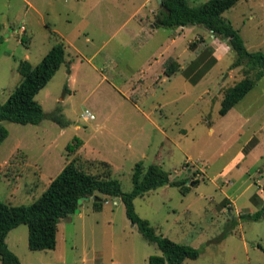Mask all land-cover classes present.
I'll use <instances>...</instances> for the list:
<instances>
[{
    "label": "rangeland",
    "instance_id": "1",
    "mask_svg": "<svg viewBox=\"0 0 264 264\" xmlns=\"http://www.w3.org/2000/svg\"><path fill=\"white\" fill-rule=\"evenodd\" d=\"M158 6L157 0H0V103L22 80L19 62L35 66L56 41L73 60L74 77L63 64L35 96L45 114L60 105L67 126L47 117L37 125L0 121L8 130L0 144V200L32 203L71 160L91 173H104L109 163L125 192L138 161L155 163L171 180L187 179L189 190H150L134 199L135 211L157 234L199 251L182 264H264L258 193L264 186V76L220 115L224 94L247 67H232L235 52L202 25L152 29ZM223 16L248 50L264 51V0H238ZM174 31L180 36L171 45ZM200 41L216 62L192 84L182 69L197 59ZM174 49L182 68L166 77L159 61ZM209 61L205 56L202 66ZM86 110L94 119L83 120ZM103 198L99 210L92 197L60 220L54 249H29L25 224L8 233V247L21 264H148L150 256L162 255L128 219L120 197ZM257 211V220L245 216Z\"/></svg>",
    "mask_w": 264,
    "mask_h": 264
},
{
    "label": "trees",
    "instance_id": "2",
    "mask_svg": "<svg viewBox=\"0 0 264 264\" xmlns=\"http://www.w3.org/2000/svg\"><path fill=\"white\" fill-rule=\"evenodd\" d=\"M237 2L238 0H207L202 4L191 5L189 0H161V7L158 8L154 21L156 26L171 28L202 25L216 37L225 40L235 52L236 58L232 67L240 65L247 67L246 76L224 94L219 108L220 115H225L233 108L255 86L256 81L264 76V51L248 50L239 31L223 16V13ZM193 44L191 42L189 47ZM212 53V48L206 46L204 41H200L195 49L197 59L182 69L185 79L196 84L216 62ZM207 55H210V61L202 66L201 61ZM63 64L69 72V62L62 41H56L35 66L27 59L21 60L17 70L22 80L6 101L0 103V121L37 125L47 117L62 127L67 126L68 121L64 118L60 105L45 114L35 98ZM180 70L179 62L172 56L161 64V72L167 77ZM251 71H254L252 77L249 76ZM7 135L8 130L0 124V144ZM75 149L72 146L69 151ZM104 163L108 165L104 173H91L75 160H71L32 203L14 206L0 200V263L21 264L6 242L8 233L20 224L27 225L29 249H54L60 220L74 212L79 206L77 201L82 196H96L97 200L94 201L96 210H99L105 201L104 196L120 197L128 219L148 242L154 243L162 252V255L150 256L148 264H182L186 259H197L199 251L196 248L157 234L150 222L140 217L134 207L136 197L165 185L179 186L183 192H187L189 190V185H186L187 179L171 180L169 172L161 165L155 163L146 165L143 161H138L131 175L132 188L125 192L119 180L111 176L109 163ZM245 216H252L257 220L261 216V211Z\"/></svg>",
    "mask_w": 264,
    "mask_h": 264
},
{
    "label": "crops",
    "instance_id": "3",
    "mask_svg": "<svg viewBox=\"0 0 264 264\" xmlns=\"http://www.w3.org/2000/svg\"><path fill=\"white\" fill-rule=\"evenodd\" d=\"M158 7H159V6H158ZM150 27H151L152 29H155L156 27H159V26H156L155 23H150ZM143 28H145L144 25H143ZM184 28H185V26H180V27L177 28V30H180V32H183V31H184ZM176 33H177L178 35H177ZM178 36H180L179 31H178V32L174 31V32H172L171 34L168 35V38H169V41H170L171 45L177 43ZM186 45H187V44H186V42H185L184 47H187ZM188 46H189V45H188ZM188 49H189V47H188ZM171 53H172L171 55H169V56H167V57H165L164 59H162V60L159 61L160 66H161L162 62H163L166 58H168V57H170V56L174 57V58L179 62V55H180L179 51H176V49H174V51H172ZM212 54H213V56H214V51H213ZM162 56H163V55H162ZM214 57H215V56H214ZM215 58H216V57H215ZM154 60L158 62V58H157V57H155ZM72 61H73L72 59H67V62H69V68H70V71L68 72V74H69V79H70V80L74 79V77H73V72H72V70H73ZM179 63H180V62H179ZM180 64H181V63H180ZM180 67L182 68V66H180ZM164 76H165V75H164ZM166 77H167V76H166ZM82 144L84 145L85 143L82 142ZM51 180H52V179H50V180L47 182V185L50 183ZM258 193H261V191L259 190Z\"/></svg>",
    "mask_w": 264,
    "mask_h": 264
},
{
    "label": "built area",
    "instance_id": "4",
    "mask_svg": "<svg viewBox=\"0 0 264 264\" xmlns=\"http://www.w3.org/2000/svg\"><path fill=\"white\" fill-rule=\"evenodd\" d=\"M82 118H83V120L87 121L90 119H94V115L90 111L86 110L83 112ZM260 191L263 193V198H264V186L261 187Z\"/></svg>",
    "mask_w": 264,
    "mask_h": 264
},
{
    "label": "water",
    "instance_id": "5",
    "mask_svg": "<svg viewBox=\"0 0 264 264\" xmlns=\"http://www.w3.org/2000/svg\"><path fill=\"white\" fill-rule=\"evenodd\" d=\"M158 1V3H159V7H161V4H160V1L161 0H157ZM95 200H97V197L96 196H92ZM92 197H90V196H82V197H80L79 199H78V205H81V203L84 201V200H89L90 198H92ZM79 211V209H78V207L74 210V212H78ZM133 224V223H132ZM134 225V224H133Z\"/></svg>",
    "mask_w": 264,
    "mask_h": 264
}]
</instances>
